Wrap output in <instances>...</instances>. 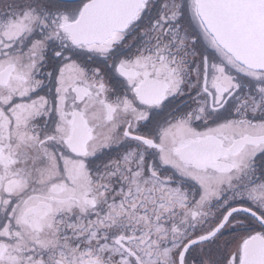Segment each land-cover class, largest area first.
I'll return each instance as SVG.
<instances>
[{
    "label": "snow or ice",
    "instance_id": "snow-or-ice-1",
    "mask_svg": "<svg viewBox=\"0 0 264 264\" xmlns=\"http://www.w3.org/2000/svg\"><path fill=\"white\" fill-rule=\"evenodd\" d=\"M0 264H264V0H0Z\"/></svg>",
    "mask_w": 264,
    "mask_h": 264
}]
</instances>
